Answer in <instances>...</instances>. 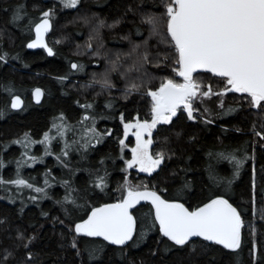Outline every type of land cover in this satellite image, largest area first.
Segmentation results:
<instances>
[{"label": "snow or ice", "instance_id": "6c2138e0", "mask_svg": "<svg viewBox=\"0 0 264 264\" xmlns=\"http://www.w3.org/2000/svg\"><path fill=\"white\" fill-rule=\"evenodd\" d=\"M57 3L61 10L78 9V6H82V0H57ZM32 7L40 9L41 5L33 4ZM162 9L161 13L145 18L150 28L149 39L156 37L155 54L150 50L151 46L147 41L144 42L143 51L140 50V44H134L132 51L126 54L131 60L126 69L125 61L117 55L115 59L109 58V67L103 73H93L91 80L83 85L85 89L98 87L96 96L106 93L108 98L104 103L108 109L114 107L116 103L114 90H118L113 74L125 80L124 99L133 92L150 99L149 118L128 120L123 125L125 137L130 130H135V145L130 149V158L125 151L129 145L124 139L118 138L119 159L124 163L121 171L125 174L123 181L117 185L118 198L111 197V189L108 186L110 173L105 161L113 159L111 156H101L98 162L100 167L91 168H81L79 162L74 163L72 160L73 152L80 155L81 161L86 160L90 152L97 150L95 146L102 145L105 138L111 135L110 129L105 128L101 131L96 126L97 120L105 117L95 114V100L86 99L83 104H80L79 100L76 101L84 112L75 123L69 122L65 113L60 112L58 117L53 118L51 127L42 134L40 140L33 138L28 131L12 140L0 141V190L12 193L13 195L7 198L13 203L14 194L22 193L24 190L36 193L30 195L28 199L31 202H39L44 198L54 199L51 196V187L59 184L64 190V195L55 199V203L60 205L68 222L66 227L71 234L69 246L75 250L77 257H83L85 254L87 256V261L82 259L81 264L102 261L105 249H110L112 255L120 256L129 264L127 261L129 250L140 247L149 239L148 234L151 232L157 234V244L164 243L165 238L170 242L165 244L163 249V252L167 253L185 248L195 253L199 238H203L200 243L206 244L208 250L216 245L229 250L241 249L245 221L242 218V210L234 206L229 192L250 158L246 146L225 147L208 153L210 162L207 169L213 191L194 206L184 198L185 194L192 195L193 188L191 177L187 175L191 169L184 165L180 166L179 171L173 170L171 173L173 177L171 183L176 186L178 195L170 194L168 187L170 181L167 177L162 179L164 187H161L159 183L133 184L128 180V174L129 169H138L140 173H156L159 176L167 168V161L176 153L163 148L153 150L154 143L161 139L165 142L170 140L168 136L161 137L163 128L158 125L174 124L173 118L179 119L178 113L184 111L191 120L202 116L206 123L212 122L208 118L213 114L210 108L204 107L201 111L197 106L205 104L206 98H216L221 109L219 113H215L216 115H228L243 108L240 103L226 105L225 98L229 93L241 94L239 99L246 102L249 108L264 114V0H166ZM0 11H11L13 24L27 18L28 25L25 26V30L29 32L34 24L35 39H30L28 48L42 45L49 55L55 54L53 47L45 42V34L53 26L52 17L57 14L55 5L40 11L39 22H35L36 18L27 11L25 3L9 5L7 9ZM83 19L85 23L90 22L86 17ZM119 22L116 20L114 24ZM104 26L105 21L100 19L95 31L99 33V29ZM137 32H140L139 28ZM3 34V31H0V36ZM91 40L90 36L86 51H90L94 57H99L101 52L99 48H93ZM53 43L59 41L54 40ZM10 55L9 52L3 51L0 54V62L7 61ZM15 58L19 59V54ZM69 63L71 69L78 73L85 70L82 62L69 60ZM93 63L98 64L99 60H94ZM153 63L158 69H161V66L167 69L171 65V74L158 78L154 73L144 71L141 76L130 79V73L140 71ZM71 69L67 74L58 77L61 83L69 80V76L72 75ZM198 70L213 74V79L218 84L215 91L211 83L205 85L203 81L198 80ZM157 80L158 85L154 83ZM0 88L11 96L10 109H21L23 101L20 95L15 94L14 83L12 81L0 83ZM43 94V89L39 87L34 89V98L37 102ZM8 112L7 104L0 106V119ZM121 120H124L123 113ZM251 130L254 136L260 137V141H252L253 145L264 142V123L260 124L258 130L254 122ZM176 136L180 137L181 132H177ZM54 141L60 145L58 152L54 150ZM12 144L19 145L23 151L14 160H6L4 153ZM35 144L44 146L39 156L29 155ZM261 147L264 148V143H261ZM240 152H243V155L237 154ZM47 156H54L56 162L67 170L65 175L68 179L57 178L50 168H46L41 186L36 177L24 175L25 165L29 162L32 164L43 162ZM222 161L231 165V171L227 174L222 173L217 166ZM11 163L15 164L14 174L6 178L4 169ZM82 171L88 173V178L81 186L78 184L76 174ZM180 172L184 175L176 180ZM261 181L262 184L258 188L256 170L253 167L251 181L253 204L257 196L264 199V174L261 175ZM105 196L111 202H100ZM141 201L150 202L149 213L145 214L143 220L133 214L134 206L139 205ZM23 206L22 203L21 212ZM260 212L261 219H264V208ZM41 215L47 217L49 213L42 212ZM6 219L0 220V223H4ZM65 220H60V223L64 225ZM247 227L254 235L255 226L252 221L247 223ZM61 236H64L63 232ZM36 239L35 234L27 235L24 231L17 230L16 240L19 243L12 249L3 250L0 254V264H8L20 248L25 250V254L18 264H38L36 260L38 254L31 250ZM255 247L253 244L249 249L252 264H264V253L257 258ZM151 251L155 256L161 249L157 247ZM214 261L215 257L212 256L207 264H214ZM108 264H114L111 256L108 257ZM130 264L135 262L132 261Z\"/></svg>", "mask_w": 264, "mask_h": 264}, {"label": "trees", "instance_id": "16d2710c", "mask_svg": "<svg viewBox=\"0 0 264 264\" xmlns=\"http://www.w3.org/2000/svg\"><path fill=\"white\" fill-rule=\"evenodd\" d=\"M165 2L166 0H82V6H78L74 16L72 18L66 16L67 18H64L61 23V28L54 29L50 34L49 46L53 47L55 53L50 57L42 52L31 53L24 50L25 42L28 40L27 30H25V26L28 25L27 18L22 19L18 24H13L11 23L12 12L0 11V31L4 33L0 36V42H2L0 43V54L3 51L11 54L7 61L0 62V83L12 81L15 94L24 98L29 94L33 85H38L44 90L39 105L33 106L27 96L24 110L14 113L9 110L8 114L0 119V141L12 140L28 131L33 138L40 140L42 134L51 127L53 118L58 117L60 112H64L68 121L74 123V117L77 113L84 112V109L76 101L79 100L80 104H83L86 99L88 101L95 100V114H100L108 120L107 129L111 130V135L106 137L101 146L96 147L97 150L90 152L86 160L81 161L80 155L75 152L72 153V160L74 163L79 162L81 168H91L100 167L98 162L101 156H111L113 159L105 161V166L110 173L108 186L111 189V197L113 199L118 198L117 185L124 179L121 171L124 163L119 159L118 138L121 139L122 132L118 119L121 113L124 115V120L127 121L149 118L150 99L135 92L124 99L125 80L123 77L113 74V79L117 81L118 90H114L116 99L114 107L108 109L104 103L108 98L106 93L96 96L95 93L99 91L98 87L85 89L83 85L93 73H103L109 67L108 60L111 57L115 59L119 55L125 61L124 68L126 69L131 63L126 54L132 51L134 44H140V50L143 51L145 49L144 42L147 41L148 45L151 46L150 50L155 54L157 51L156 37L153 36L149 39L150 28L145 18L161 13L163 11L162 5ZM20 3L27 5V11L31 16H35L37 10L32 7L33 4H40L41 8L44 7L41 0H0V9H7L9 5ZM85 17L89 19V23L84 22L83 18ZM75 18L77 19L75 20ZM100 19L105 21V26L100 28L99 33H97L95 29ZM116 20L120 22L114 24ZM137 28L140 29V32H137ZM53 33L58 34L56 37L62 41L61 46L52 44L55 39ZM90 36L92 37L93 48H99L101 52L99 57H94L90 51H86ZM71 41L80 45L81 49L69 44ZM80 51L83 52L79 53ZM17 54H19V59L15 58ZM105 55L110 56L107 61L103 59ZM69 60L84 63L85 70L79 73L71 70L72 75L69 76V80L61 83L58 77L67 74L71 69ZM94 60H99V63H93ZM161 69H158L155 63L146 65L144 69L130 73V79L141 76L144 71H148L150 74L154 73L158 78L168 76L172 72L171 65L167 69ZM74 77L79 78L80 82L77 84L73 82L71 78ZM198 80L203 81L205 85L211 83L214 91L218 88L217 81L210 74L199 73ZM154 83L158 85V80ZM240 95L229 93L226 96V105L237 103L243 105V108L228 115L215 114L221 111L215 97H212L205 105H197L201 111L204 107H213V114L208 117L212 122L206 123L202 116H198L196 120H191L184 111L178 113L179 119L173 118L174 124L158 125V127L163 128L160 133L161 137L168 136L170 140L165 142L161 139L158 143H154L153 150L163 148L174 151L176 154L167 161V168L159 176L156 175L151 180L144 181L143 184L156 185L159 183L161 187H164L161 181L167 177L170 181L168 184L170 194L178 195L176 186L171 183L173 179L171 173L173 170L179 171L180 166L184 165L191 169L187 175L191 177L193 183L192 195L185 194L184 198L194 206L213 191V188L210 187L211 182L207 169L210 162L208 153L222 150L225 147L246 146L250 158L241 169L239 178L233 183L229 192L234 206L242 210V218L245 221V227L242 229L241 249L225 250L216 245L208 250L206 244L200 243L201 240L198 239L195 253L187 248L167 253L163 252V249L165 244L170 242L165 238L164 243L157 244L158 236L155 232H151L148 234L149 239L140 247L129 250L127 255L129 264L132 261L135 264H141V262L143 264H207L212 256L215 257L214 264H252L249 249L252 248L253 244L256 246L257 258L264 253V219H261L260 212L264 205V199L257 196L255 204L252 203L251 199L253 167L256 170L258 188L262 184L261 175L264 174V148L261 147V143L264 142L253 145L252 141H260V137L254 136L251 129L255 122L259 130L260 124L264 123V114L249 108L246 102L239 99ZM10 97L3 88H0V106L9 105ZM89 111L92 112V110ZM177 132H181L180 137L176 136ZM155 136L154 130V140ZM191 137L195 139L192 140ZM245 142L247 143L245 144ZM43 147L41 144H35L29 155H41ZM53 147L58 152L60 145L54 141ZM253 147L255 148L254 152ZM21 151L23 149L19 145L12 144L4 153L5 159L14 160ZM237 154L243 155V152ZM217 166L224 174L231 171V165L225 161L219 162ZM46 168H50L55 177L68 179L65 175L67 170L56 162L54 156H47L43 162L38 161L35 164L29 162L28 165H25L23 173L25 176L36 177L42 186L43 173ZM14 170L15 164H8L4 169L5 177H12ZM183 175L184 173L180 172L175 179L179 180L180 176ZM76 177L78 184L82 186L88 178V173L82 171L77 173ZM35 194L28 190L15 193V203H13L7 198L13 194L0 190V220L7 218L4 223H0V254L5 248L12 249L15 244L19 243L16 240V233L17 230H20L27 235H36L37 239L33 242L31 250L38 254L36 256L38 264H81L82 259L87 261L86 254L83 257H77L75 250L68 244L71 238L66 227L68 222L65 220L60 205L55 203V199L64 195L63 188L56 184L51 187V196L54 199L44 198L39 202H31L28 198ZM100 202L111 201L105 196ZM22 203L24 206L21 212ZM149 210L150 205L142 204L134 210L133 214L143 220ZM42 212H48L49 215L45 217L41 215ZM57 217L59 219H56ZM148 219L150 220L151 217L149 216ZM60 220H65L64 225L60 223ZM249 221H252L255 226L254 235L247 227ZM62 232L64 233L63 237L61 236ZM157 247L161 249V252L153 256L151 250ZM24 254L25 250L20 248L16 251L14 259H10L8 264H18V261L23 259ZM109 256H111L114 264H126L120 256L112 255L110 249H105L102 261H94L92 264H108Z\"/></svg>", "mask_w": 264, "mask_h": 264}, {"label": "flooded vegetation", "instance_id": "af4514ba", "mask_svg": "<svg viewBox=\"0 0 264 264\" xmlns=\"http://www.w3.org/2000/svg\"><path fill=\"white\" fill-rule=\"evenodd\" d=\"M41 3L43 4L44 7L43 8H40V9H37L35 11V16H32V17L36 18L35 19V22H39V19L41 18L40 17V11L46 10L48 7H52L53 5H55V7L57 9V14L54 17H52V25L53 26L50 29V31L47 34V36L45 37V42H47L49 44V41L48 40H49V37H50V34L52 33V31L54 29L61 28V23L63 22L64 18H67L66 16L72 18L74 16V14H75L76 9H64V10L62 9L61 10L59 4L57 3V0H41ZM53 34L55 35V37H54L55 39L54 40H56V38H57L56 36L58 34L57 33H53ZM26 36L28 37L27 38L28 40H26V42H25L24 50H26L27 52H31V53H34V52H42L47 57L52 56V55L48 56L46 54L45 50H43V49H38V50H29L28 49V47H27L28 42L30 41V39H34V24L32 25L31 31L30 32L27 31ZM52 44L53 45H58V47L62 45V43H52ZM14 62L16 63V61H14ZM72 71H75V70H72ZM71 80L73 82H75L76 84L80 82V79L77 78V77L71 78ZM37 87H38V85H33L31 87V89H30L29 94L27 95L29 97V99H30V103L33 106H36V105L33 104V101H32V93H33L34 89L37 88ZM27 96H25V98L23 96H21V99L23 101V107L19 111H13V110L10 109V103H11V97H10V99H9V105H8L9 106V110L11 112H13V113L14 112H20V111L24 110V108H25V99H26ZM42 98H43V96H42ZM82 114H83V112L77 113V115L74 117V121L73 122L75 123L77 120H79ZM132 121H135V120L132 119ZM125 122H127V120H121V116H120V118L118 119V124H119L120 130L122 132L121 139H125L124 131H123V125H124ZM96 126H97L98 129H100L101 131H103L108 126V120L106 118H104V119H98L97 120V123H96ZM134 131H135L134 129H132V130L129 131V133L131 135L128 136L127 141H126V144L129 145L128 148H131L132 146L135 145V141H134V137H135ZM38 145H40V144H38ZM98 146H101V145H96L95 147H98ZM118 147L120 148L119 142H118ZM129 157H130V152H129ZM129 173L132 174L135 178L140 179V180H143V181L151 180L152 178H154L156 176V173H152V174L140 173L138 171V169H130L129 170Z\"/></svg>", "mask_w": 264, "mask_h": 264}, {"label": "rangeland", "instance_id": "374dc122", "mask_svg": "<svg viewBox=\"0 0 264 264\" xmlns=\"http://www.w3.org/2000/svg\"><path fill=\"white\" fill-rule=\"evenodd\" d=\"M64 10V9H63ZM77 18H75V20H76ZM58 36V35H57ZM56 41H59V43H62V41L57 37L56 38ZM69 44H71L72 46H76L75 48H77V49H81V46L80 45H76V43L74 42V41H71ZM99 45H100V43H98ZM83 51H80L79 53H82ZM110 57V56H109ZM107 55H105V57H103V59H104V61H107V58H109ZM111 59H112V57H111ZM91 78H92V76L90 77V79H87V81H86V83L89 81V80H91ZM211 99H207L206 98V102L207 101H210ZM203 105H205V104H203ZM207 106V105H206ZM204 107V106H203ZM208 108H210V110H211V112H212V109H213V107L212 106H207ZM129 135H131L130 133L128 134V136ZM128 136L127 137H125V143H126V141H127V138H128ZM124 137V136H123ZM130 149L131 148H127V149H125V151L126 152H128V154H129V152H130ZM130 158V157H129ZM123 167H124V164H123ZM130 170V169H129ZM123 175L125 176V174L123 173ZM128 180L129 181H131L133 184H141V183H143L144 181L143 180H140V179H137V178H135L132 174H128ZM263 208H264V205H263Z\"/></svg>", "mask_w": 264, "mask_h": 264}, {"label": "water", "instance_id": "95a60500", "mask_svg": "<svg viewBox=\"0 0 264 264\" xmlns=\"http://www.w3.org/2000/svg\"><path fill=\"white\" fill-rule=\"evenodd\" d=\"M49 31H50V30H49ZM48 33H49V32H48ZM48 33L45 34V37L47 36ZM34 39H35V29H34ZM28 49H29V50L43 49V50H45L46 54H47L48 56H50V55L47 53V50H46L45 48H43L42 45H37L36 48H31V49L28 48ZM72 70H74V69H72ZM198 72H199V73L210 74V75L213 76V74L208 73V72H206L205 70H198ZM42 96H43V95H42ZM32 101H33V104L37 106V105H39V104L41 103V101H42V97H41L40 101L37 102V101L35 100V98H34V91H33V93H32ZM22 107H23V104H22V106H21V109H22ZM21 109H11V110H13V111H19V110H21ZM134 141H135V137H134ZM142 204H148V205H150V202H149V201H141V203H140L139 205H135V206H134V210H135L137 207H139L140 205H142ZM98 239L102 240V238H98ZM199 239L202 240L203 238H199ZM209 243H212V242H209ZM218 246H220V247L223 248V246H221V245H218ZM225 250H229V249H225Z\"/></svg>", "mask_w": 264, "mask_h": 264}]
</instances>
